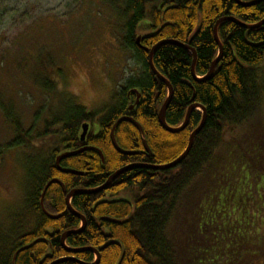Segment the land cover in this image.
Instances as JSON below:
<instances>
[{
	"label": "trees",
	"instance_id": "16d2710c",
	"mask_svg": "<svg viewBox=\"0 0 264 264\" xmlns=\"http://www.w3.org/2000/svg\"><path fill=\"white\" fill-rule=\"evenodd\" d=\"M108 1L125 20L123 43L133 53L140 69L139 74L128 78L113 94L110 103L100 110H89L78 103L76 97L58 92V81L43 80L44 89L55 94L62 108L50 109L43 129H40L42 132L37 131L35 136L34 127L25 129L13 111L2 104L16 136L0 145V159L7 151L16 148L29 151L27 158L33 167L29 180L33 188L27 193L28 217L35 224L12 237L0 236V264H49L68 255H74L85 263L95 261L96 255L92 251L73 254L62 246L63 233L82 226V220L67 208V193L73 188H87L84 187L86 183L91 188L99 186L114 171L130 163L161 164L174 160L186 149L192 131L203 119V110L196 109L188 126L180 132H169L160 125L158 113L168 95V88L149 65L150 49L164 39L187 43L200 27L191 46L197 52L196 75L203 77L219 55L214 27L220 18L235 17L245 24H255L264 19V0L250 6H243L236 0ZM146 18L150 22L142 28L152 32L141 34L138 43L141 22ZM218 33L224 46L223 55L208 79H195L192 74L194 56L187 48L164 44L153 56L155 67L173 86L166 111L167 123L171 126L182 124L193 103L206 109L205 125L196 135L187 157L170 169L128 170L105 191L74 196L72 205L85 216L87 223L81 232L67 238L68 246L98 249L101 253L98 264L118 262L122 248L117 244L107 245L110 240H118L125 247L121 264H198L201 257L206 258L209 249L217 252L215 260L223 258L225 250L220 244L228 238L226 229L212 226L211 236V228L206 224L201 231L197 215L196 227L190 225L189 217L194 218L193 211H202L206 201L222 202L218 191L227 186V182L221 167L228 157L233 156L237 166L244 164L250 171L249 186L254 194L237 196L234 189L229 188V200L235 203L234 208L244 209L246 216L258 205L257 181L264 172V132L256 136L252 129H247L243 136L235 137L234 134L254 121L263 103L264 24L248 29L227 20L219 25ZM134 89L141 93L138 102ZM131 105H134L132 110ZM41 113H37L36 121L41 120ZM122 115L132 116L143 126L151 153L145 151L139 130L129 121L118 125L115 137L121 148L137 153L122 154L116 150L111 140V129ZM96 121L99 131L96 133L91 127L82 141V125L91 122L93 126ZM227 135L234 137V143L230 141L228 145L231 147L227 149L231 156L227 153L220 162L218 156ZM42 138L51 143L38 145L37 140ZM86 145L94 149L61 161L62 167L82 171L84 175L64 173L58 169L56 156L60 152ZM98 150L102 151L104 162ZM209 171L211 178L195 187L199 177ZM51 180L45 194L55 195V211L52 212L55 217L39 206L42 192ZM209 192H212L211 198L204 200ZM107 194L110 197L127 194L129 198L107 199ZM229 200L223 201L227 208ZM185 219L189 230L187 234H181L176 230L179 228L176 221ZM239 239L243 240L242 237ZM199 241L203 244L201 254L197 249ZM22 247L25 248L17 252ZM208 257L212 259V255ZM58 264L82 263L64 261Z\"/></svg>",
	"mask_w": 264,
	"mask_h": 264
},
{
	"label": "rangeland",
	"instance_id": "374dc122",
	"mask_svg": "<svg viewBox=\"0 0 264 264\" xmlns=\"http://www.w3.org/2000/svg\"><path fill=\"white\" fill-rule=\"evenodd\" d=\"M149 22V18L141 22L139 34L152 32L142 28ZM124 23L108 0H0V145L16 136L3 105L13 111L25 129L34 127V136L37 131L42 132L50 109L62 108L55 94L44 89L43 80L58 81V92L76 97L89 110L97 111L110 103L128 78L140 73L133 53L123 43ZM39 112L42 118L36 121ZM94 126L97 133L99 125ZM247 129H252L256 136L264 132V93L258 115L235 137L243 136ZM43 140H37V144L51 143ZM225 141L218 156L220 162L227 153L231 156L227 149L234 137L227 135ZM28 152L20 147L7 151L0 159V236L12 237L35 224L28 217L27 193L33 188ZM221 168L228 186L218 191L222 202L206 201L202 211H193L194 218L189 217V223L196 227L197 215L199 228L202 231L206 224L211 228V236L212 226L225 228L228 238L220 244L225 253L217 261V252L208 248L206 258L201 257L198 264H264V172L257 181L258 205L246 216L244 209L234 208L235 203L229 200V188L237 196L253 195L250 171L244 164L237 166L234 156L228 157ZM210 175L209 171L199 177L195 187L205 184ZM211 196L209 192L204 200ZM128 198L127 194H107V199ZM227 200L229 208L223 204ZM187 221H176V230L181 234L189 230ZM198 243L201 254L203 244Z\"/></svg>",
	"mask_w": 264,
	"mask_h": 264
},
{
	"label": "water",
	"instance_id": "95a60500",
	"mask_svg": "<svg viewBox=\"0 0 264 264\" xmlns=\"http://www.w3.org/2000/svg\"><path fill=\"white\" fill-rule=\"evenodd\" d=\"M239 4L243 5V6H250V5H254L260 1H263V0H252V1H249V2H244L242 0H236ZM227 20H231V21H234L248 29L250 28H256V27H259L261 25L264 24V19L259 21L258 23H255V24H245L243 23L241 20L235 18V17H229V16H226V17H222L220 18L216 24H215V27H214V37L216 39V42L218 43L219 45V55L218 57L213 61L208 73L203 76V77H199L196 75V71H195V65H196V61H197V52L194 48H192L191 46V42L193 40V38L196 36V34L198 33V31L200 30V27H198L197 31L194 33V35L192 36V38L187 42H181V41H178V40H174V39H164V40H161L159 41L158 43H156L151 49H150V52H149V65L152 69V71L156 74V76L161 79L166 85H167V88H168V95L161 107V109L159 110V113H158V121L160 123V125L167 131L169 132H172V133H177V132H180L182 130H184L188 124H189V120H190V117L192 115V113L194 112V110L196 109H201L203 110L204 112V115H203V119L201 121V123L198 125L197 128H195L190 137H189V142H188V145L186 147V149L183 151V153L181 155H179L177 158H175L174 160L172 161H169V162H165V163H161V164H146V163H130L128 165H125L119 169H117L116 171H114L108 178L107 180L99 185V186H96V187H92V188H73L72 190H70L67 195H66V205H67V208L69 211H71L74 215H76L77 217H79L81 220H82V226L77 229V230H70V231H67L65 233H63L62 235V246L63 248L65 249L66 252L68 253H79V252H84V251H92L95 253L96 255V259L95 261L93 262H90V263H85L81 260H78L74 255H68V256H64V257H61L59 259H56L54 261H52L51 263L49 264H58V263H61V262H64V261H79L80 263L82 264H98L99 261H100V257H101V253L98 249L94 248V247H81V248H74V247H70L66 244V240L67 238L73 234V233H79L81 232L85 226H86V218L83 214H81L80 212H78L72 205V199L74 196L76 195H79V194H96V193H99V192H102V191H105L107 190L110 185L112 184V182L118 178L122 173L128 171V170H131V169H134V168H148V169H157V170H161V169H170V168H173V167H176L177 165H179L186 157L187 155L189 154L193 144H194V140H195V137L196 135L201 131V129L204 127L205 125V122H206V109L199 105L198 103H193L187 110V113H186V117L183 121L182 124H180L179 126H171L167 123L166 121V111H167V108L170 104V101H171V98H172V95H173V86L171 85V83L168 81V79L162 75L158 70L157 68L155 67V64L153 62V56H154V53L155 51L157 50L158 47H160L161 45H164V44H175V45H179L181 47H184V48H187L189 49L192 53H193V63H192V74L194 75L195 79L197 81H201V80H205V79H208L209 77H211V75L213 74L218 62L221 60V57L223 55V50H224V46H223V43L221 42L220 40V37H219V33H218V28H219V25L224 22V21H227ZM142 38V35L141 34H138L137 36V42L140 43V40ZM134 92L137 94V102L139 101V98L141 96V93L138 89H134ZM134 107V105H131L130 109L132 110ZM122 121H129L131 122L132 124H134L136 126V128L139 130L140 134H141V138H142V142H143V145H144V149L145 151H147L148 153H151L152 150L148 144V141H147V137H146V134H145V131L143 129V126L135 119L133 118L132 116H129V115H122L121 117H119L115 123L113 124L112 126V129H111V140H112V143L114 145V147L116 148V150L122 154H136L137 152L135 151H131V150H125L123 148L120 147V145L118 144L117 140H116V137H115V132H116V129L118 127V125L122 122ZM89 129H90V123L89 122H85L83 125H82V132L80 134V138L82 141H84L86 139V136L89 132ZM90 149H94L93 146H83L79 149H75V150H66V151H63L61 153H59L57 156H56V165L58 167V169L64 173H73V174H77V175H84V172L82 171H78V170H75V169H71V168H64L61 166V161L65 158H68V157H71V156H75V155H78L79 153L83 152V151H86V150H90ZM103 162H104V155L102 153L101 150H98ZM58 183H61L59 180H57ZM52 183V180L48 182V184L46 185L44 191L42 192V199L44 198L45 196V193L48 189V187L50 186V184ZM66 191V190H65ZM51 216L55 217L52 213L48 212ZM110 244H117L119 245L121 248H122V253H121V256L118 260V262L116 264H121L123 258H124V255H125V247L123 245L122 242L118 241V240H110L108 241L107 245H110ZM25 247H22L20 248L17 252L21 251L22 249H24Z\"/></svg>",
	"mask_w": 264,
	"mask_h": 264
},
{
	"label": "flooded vegetation",
	"instance_id": "af4514ba",
	"mask_svg": "<svg viewBox=\"0 0 264 264\" xmlns=\"http://www.w3.org/2000/svg\"><path fill=\"white\" fill-rule=\"evenodd\" d=\"M131 94H129V96H130ZM141 97V96H140ZM130 98H131V96H130ZM140 99V98H139ZM90 123V129H91V127H93L94 129H95V126L93 125L92 126V124H91V122H89ZM95 123H97L98 124V121H96ZM99 125V124H98ZM90 129H89V131H90ZM63 152V151H62ZM61 153V152H60ZM61 184V183H60ZM85 184V183H84ZM84 187H87V188H91V187H88V184L86 183L85 185H84ZM65 191V190H64ZM66 192V191H65ZM55 201H56V198H55V195H53V194H50L49 196H46V194H45V196H44V198L42 199V196L40 197V199H39V206H40V209L42 210V211H55L54 209H55ZM52 213V212H51ZM26 246V245H25Z\"/></svg>",
	"mask_w": 264,
	"mask_h": 264
}]
</instances>
